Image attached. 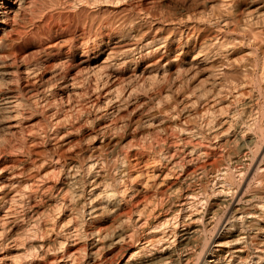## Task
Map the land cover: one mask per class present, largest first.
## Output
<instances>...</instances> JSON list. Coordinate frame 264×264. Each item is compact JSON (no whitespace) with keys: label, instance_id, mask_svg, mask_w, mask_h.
Wrapping results in <instances>:
<instances>
[{"label":"bare ground","instance_id":"1","mask_svg":"<svg viewBox=\"0 0 264 264\" xmlns=\"http://www.w3.org/2000/svg\"><path fill=\"white\" fill-rule=\"evenodd\" d=\"M129 1L0 0V264H264V0Z\"/></svg>","mask_w":264,"mask_h":264},{"label":"rangeland","instance_id":"2","mask_svg":"<svg viewBox=\"0 0 264 264\" xmlns=\"http://www.w3.org/2000/svg\"><path fill=\"white\" fill-rule=\"evenodd\" d=\"M138 1V3H136V2ZM148 2V3H146V2ZM157 1H159V3H157V4H154V3H156ZM262 1V0H261ZM135 2V3H134ZM141 2V3H140ZM156 2L153 0L152 2L151 1H148V0H133V2H132V0H130L129 2H127L126 4L128 5V4H131V5H133V8L134 9H136V8H139V7H141L142 9H147L148 8V10L149 11H151L152 13H154V15L155 16H158L157 18H159L160 20L164 17V18H169V15H170V18L169 19H174L173 21H175V19L177 20V21H179L180 19H182L181 21H184V22H186L187 20H194V17H198V12H195L194 13V10L192 9V5H191V3H188V2H186V0H156ZM178 2V3H177ZM180 2H182V3H180ZM186 2V3H185ZM145 4L146 6H144L143 4ZM167 3V4H166ZM260 3V4H259ZM141 4V6H138V5H140ZM158 4H160L161 6H159ZM177 4H179V5H177ZM181 4V5H180ZM187 4V5H186ZM191 6H190V5ZM148 5V6H147ZM153 6V7H150V6ZM156 5V6H155ZM260 5H262L261 4V2H258V1H256V3H253V5H251V6H249V7H246V8H243L242 10L243 11H239V12H241L242 14V16H245V17H247V15H251L250 13H252V17L253 16H259V18H262V16H260V15H264V7H260ZM183 6V7H182ZM189 6V7H188ZM156 7H158V8H156ZM162 7V8H161ZM181 7V8H180ZM185 7V8H184ZM150 8V9H149ZM154 8V9H153ZM180 8V9H179ZM255 8V9H254ZM172 9V10H171ZM253 9V10H252ZM257 9V10H256ZM175 10V11H174ZM249 10V11H248ZM101 10H98L97 11V14H95L94 13V18L96 17V19H99V18H103V19H105L106 17H108V16H103V15H110L111 13H106V10H104L105 11V13L106 14H103L104 12L103 11H101ZM163 11V12H162ZM195 11H197V10H195ZM251 11V12H250ZM98 12H99V14H98ZM180 14H179V13ZM183 12V13H182ZM188 12V13H187ZM159 13V14H158ZM161 13V14H160ZM163 13V14H162ZM169 13V15H167ZM178 14V16H177V14ZM184 13H186V14H184ZM209 13H211V11H209ZM207 14V16L208 15H210V14ZM249 13V14H248ZM176 14V15H175ZM183 14V15H182ZM259 14V15H258ZM162 15H165V16H162ZM175 16V17H174ZM187 16V17H186ZM194 16V17H193ZM177 17V18H176ZM244 17V18H245ZM255 19H257V18H255ZM255 19L254 18H252V21H255ZM246 20V19H245ZM262 23H264V22H262ZM242 24H244V22L242 23ZM250 24V23H249ZM71 25H73V23L71 24ZM71 25H70V29H71V31H70V29H69V33H68V37L70 36L69 34L71 33V32H73L74 33V31H75V29H74V26H72L71 27ZM243 26H245V25H243ZM242 26V28H246L247 26H245V27H243ZM253 27H256L258 30H259V28H258V26H264V24H261V23H259V24H255V25H252ZM257 29H255V30H257ZM261 29V28H260ZM72 30H74V31H72ZM72 34V33H71ZM233 37L235 38V40H234V42H233V46H234V44H238V45H235V47H241L242 49H246L245 50V52H241V53H237V54H235V55H233V56H231L230 57V60L229 59H226V58H223V57H225L224 56V54H218L217 56L218 57H221V58H223V60H224V62L225 61H227V62H225L224 64L225 65H231L232 64V66L234 65H236L235 67H239L238 68V70H230L229 72H230V74H229V72L227 71V73H226V76H225V83H226V85H228L229 84V86H231V87H233V86H236V85H238L239 83H243V82H245V83H248L249 84V86H251V88H253V89H257V87H258V85H256V84H258V82L256 81V79H257V75L259 74V72H260V69H261V67L262 66H264V50H261L256 44H255V42L252 40V38L253 37H246V34L244 33H242V31L241 30H236L234 33H233ZM261 37L262 38H258V39H260V40H262V41H264V35H262L261 34ZM26 39H29L30 41H32V42H30L29 40H27L26 41ZM254 39V38H253ZM24 40V39H23ZM23 40H21V42L16 46L17 47V49L19 50V53L20 52H22V53H20V54H22V56L25 54L26 55V57H27V59H30V57H31V59L32 58H35L37 55H38V53H39V49L41 48L40 46L41 45H43L44 43H45V41H44V39L43 38H41V39H39V38H37V37H35V38H25V40H24V42L25 43H23L22 41ZM33 40H35L34 42H33ZM36 40H38L37 42H36ZM39 41H40V43H39ZM85 42H87L88 41V39L86 38L85 40H84ZM27 42V43H26ZM30 42V43H29ZM23 44V45H22ZM30 44V45H29ZM23 48V49H22ZM262 49H264V48H262ZM37 51H38V53H37ZM249 52V53H248ZM215 53V52H214ZM225 53V52H224ZM24 55V56H25ZM33 55V56H32ZM226 55V54H225ZM23 56V57H24ZM133 57V59L136 61L137 60V55L136 54H133L132 55ZM216 56V57H217ZM248 58V57H252V61L251 62H248V60L247 59H245L246 57ZM25 57V58H26ZM135 61H132L133 63H135ZM132 62H129L128 64H126V65H124V66H121V68H124V69H129V68H131V67H133L134 65L132 64ZM229 62H231V63H229ZM242 64V65H241ZM127 65H129L128 67H127ZM229 65V66H230ZM241 67H240V66ZM131 66V67H130ZM233 66V67H234ZM126 67V68H125ZM241 68V69H240ZM251 71H252V73H251ZM233 72H234V74L235 75H232L233 74ZM237 72V73H236ZM254 73V74H253ZM237 74V75H236ZM246 74V75H245ZM238 76V77H237ZM232 77V78H231ZM243 77V78H242ZM250 78V79H249ZM248 79H249V82H248ZM231 80V81H230ZM85 80H83V82H84ZM254 81H256V82H254ZM82 82V84L80 85V87L79 88H81V86L83 85V84H85V85H83V87L81 88V89H83V92H82V96H85V94H84V91H85V89H86V86H87V84H91L92 85V83L90 82V80H88V82H90V83H88L87 81H85V82H87V83H83ZM233 83V84H232ZM235 84V85H234ZM91 85H88L87 87H89V86H91ZM93 86V85H92ZM91 86V87H92ZM91 89V88H90ZM37 113V114H36ZM34 115H32L33 117H31V119H29L28 121H26L28 124H32V125H30V126H34L33 128H40L41 126H40V124L43 122V120H40V118L39 117H41L40 115H42V113H41V111L39 110V111H37V112H34L33 113ZM34 116H36V117H34ZM42 119V118H41ZM36 120V121H35ZM39 121H42V122H39ZM40 123V124H39ZM38 124V125H37ZM42 125V124H41Z\"/></svg>","mask_w":264,"mask_h":264}]
</instances>
